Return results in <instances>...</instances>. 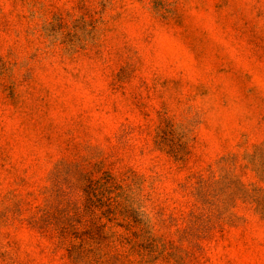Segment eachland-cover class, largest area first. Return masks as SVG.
<instances>
[{"label": "rangeland", "instance_id": "obj_1", "mask_svg": "<svg viewBox=\"0 0 264 264\" xmlns=\"http://www.w3.org/2000/svg\"><path fill=\"white\" fill-rule=\"evenodd\" d=\"M0 264H264V0H0Z\"/></svg>", "mask_w": 264, "mask_h": 264}]
</instances>
